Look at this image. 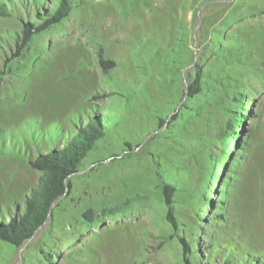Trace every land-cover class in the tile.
I'll return each mask as SVG.
<instances>
[{
	"label": "rangeland",
	"instance_id": "rangeland-1",
	"mask_svg": "<svg viewBox=\"0 0 264 264\" xmlns=\"http://www.w3.org/2000/svg\"><path fill=\"white\" fill-rule=\"evenodd\" d=\"M72 2L17 56L37 7L0 0V204L24 208L31 156L95 116L106 132L34 236L0 239V264H187L186 242L191 264L264 262V0Z\"/></svg>",
	"mask_w": 264,
	"mask_h": 264
},
{
	"label": "trees",
	"instance_id": "trees-1",
	"mask_svg": "<svg viewBox=\"0 0 264 264\" xmlns=\"http://www.w3.org/2000/svg\"><path fill=\"white\" fill-rule=\"evenodd\" d=\"M33 1L37 7V19L24 23L22 46L19 47L17 56L23 53L22 50L26 49L34 35L61 23L74 9L72 0H57V3L49 9L42 6L44 0ZM6 14L7 6L2 3L0 5V15ZM101 62L106 69H110L114 66V62L104 57H102ZM202 90V78L201 74L198 73L196 78L188 86L187 92L189 98L198 96ZM235 111L236 110H232V113L234 114L230 116L226 131H228V129L235 131L230 132L232 134H228V137L230 139L236 137L237 146L241 148L239 136L233 133H236L237 131L236 125L238 122L245 123L243 118L247 115V112ZM235 113L242 114L236 116ZM163 121L164 119H161V123H163ZM105 134V124L103 123V120L99 116H95L85 125L79 127L76 132L71 134L70 138L67 135L64 138L66 142L62 146H55L47 151H40L37 155L29 158V162L33 169L39 171L41 175L36 186L27 195L23 204V209H21V206H16V211H13L6 204H0L1 240L15 246H21L34 236L38 229L50 218L53 206L68 193L69 189L72 187L71 177L80 170L84 160L95 148L96 143L103 138ZM228 143L226 142V147L222 148L223 153L227 152L229 146ZM212 149V147L209 148L207 161L213 163L211 167L214 168L217 160L213 156ZM217 167H224V169L227 170V166L219 165L217 163L216 168H214V175H217ZM215 181L220 180L215 179ZM175 191L176 187L174 184L167 182L163 184L162 192L167 206L166 217L174 226L177 225L173 213ZM215 191V189L211 190V192ZM4 213L5 217H9L8 220L3 217ZM191 251L190 244L186 242L184 247V259L187 264H191L189 260V254ZM257 257H255L256 262L259 260ZM256 262H254V264H256ZM259 262V264H264L262 260H259Z\"/></svg>",
	"mask_w": 264,
	"mask_h": 264
}]
</instances>
